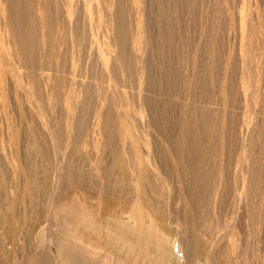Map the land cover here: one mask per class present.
Returning a JSON list of instances; mask_svg holds the SVG:
<instances>
[{
    "label": "bare ground",
    "instance_id": "1",
    "mask_svg": "<svg viewBox=\"0 0 264 264\" xmlns=\"http://www.w3.org/2000/svg\"><path fill=\"white\" fill-rule=\"evenodd\" d=\"M57 1L58 0H56V2ZM63 1H65V3H63V4H65V6H66L65 9H66L67 15L66 14L65 15L67 16L66 19L68 18L67 23L69 22V26L68 25L64 26V29H66L64 33H66V34L69 33L68 35H70V34L72 35V36L70 35L72 37V41L70 40L72 42V44H71L72 47L70 49H68V50L72 51V54H70L71 52H69V55H67V53H66V56H65V58L68 57L67 61L69 60V64H70L69 66L71 69L70 73L72 72L73 78L70 76L72 78L70 81H66V78H64L66 76L64 74L65 71H63L64 69H61L63 64H61V68L59 65L60 62L64 61V60L60 61V57L62 58L61 54L63 53V52H61V45L58 43L59 41L58 42L56 41V38H55L56 35L51 34V29L54 28L53 21L55 20V19H53V17L56 16V18H59L57 15H54L55 13L53 14V12H52V9H53L52 8L53 5L51 6L52 0H24V4H22V5H25L26 7H28V9H29L28 11H30L29 12L30 13L29 19L31 21L30 24L32 25V27L30 28V32L32 30L33 31H35V30L39 31V33H35L36 34L35 36H38L37 34H39L40 38L41 37L43 39L47 38L50 40V43H51V45H50L51 48H49L50 52L49 53H43L42 47H45V45L42 46V45H40L41 43L38 42L39 49H40L39 51H37L38 55L35 52V50L33 49V45H31L29 42H28L29 44L21 42L22 38H20L21 36L19 37L18 32L15 30V27L13 26L14 16L18 14L20 9H22L21 2L19 0H0V94L5 96L6 93L8 92L7 89L8 88L11 89L13 87V93L15 95H17L16 98L18 96L21 99L25 97L26 104H23V102H24L23 99H22V104L25 106L27 105L28 109L32 110L33 109L32 104H34V103L32 102L31 98L30 99L28 98V96L29 95L32 96L33 94L35 95V93L32 92V95H31V93L28 94L27 91H26L27 93H24V91H22V88L24 90L23 85H25L24 84L25 82L27 84L29 82L34 83V81H35L34 67L36 65L38 66V64L42 65V63H43V65H45V66L47 65V67H50V64L49 65L44 64V62L48 61V60H46L48 55H50V54L54 55L55 60L53 63H55V64H54V66L53 65L52 66H53V68H55V73H53L54 71L52 72V70H53L52 69L51 70V72L53 73L52 76H48L49 74L51 75V73L46 74L45 76L44 75L40 76L38 78L39 79L38 82L40 83V85H43L45 87L43 90L46 91V95H45L47 97L46 101L49 104H50V102L51 103L53 102L51 100L55 97H57L56 98L57 99L56 104L59 102L58 98H61L60 100L62 102L61 101L60 102L64 103L63 106L65 108V110H64L65 111V114H64V116H65V127L63 130H65V128H66V130H65L66 132H64L65 134L63 133L64 136L62 134V138H61V132L58 129L59 126H58V123H56V121L52 120V121H50V123L44 124L43 122H41V120H43V119H41L38 116L39 113L37 115H35V116H38L40 118L39 121L42 123V128L45 129V131H44L45 135H43V133H42V136L39 134L40 137L47 136V138H48L47 140H49L50 145L52 146V149L54 148V150H55L54 153L56 156V160H54L55 161L54 171L52 170L53 181L50 184L51 185V187L49 188L50 192L48 190V194H49L48 196L49 197L48 196L47 197L49 199L47 201V206H46L45 212H47V215L49 217L51 215L53 217H55V213H57V214H59V217H58L59 219H61L62 217H64V220H65V218L67 219L66 224H68V223L74 224L75 226L78 227L76 229H79V228L85 229V231L87 232L89 239H90L89 244L91 246L89 245V247H87V246L84 247V245H82V242L84 241V240H82L83 238L81 237L82 238L81 243L77 242L75 239L76 236H74L72 234V231L70 229L67 230V234H65V232L61 233L63 231L59 230V226L61 228H66V229L69 228V227H67V225L64 224L65 222L62 223V225H64V226L59 224L60 222L58 224H54L52 228H54L56 235L49 236L50 242H49V244L46 245L48 247L47 251L45 250L47 253H49L48 250L50 249L52 251L51 253H53L52 255L54 256V261L49 260V258L51 256L49 258L47 257L49 262L53 261L54 264H252L253 258H251V261H249L250 258L248 256L249 260H247L246 256H244L238 250V247L235 243L236 242L235 238L237 237V235L240 232L239 228H237L236 226L233 227L232 232H230V236L227 239L228 242L227 243L224 242L225 243L224 244L223 241L221 239H219L220 236L218 237V235H217L219 232L218 224H216L215 226L213 225V221L214 220L217 221L216 212H217V214H219L218 212L221 211L220 210L221 208L219 209L218 207L219 206L221 207L223 201L225 200V197H227L228 193H229V192L227 193L228 187H227L226 183H228V182H226V181H227L228 176H230L232 174V172H230V175H228L229 169L231 170L232 167L229 166V164L231 162L229 163L227 161V164H226L225 158H226L227 152H230L227 150H230L229 149L231 146L230 144L233 145V142L231 141V137H230L231 135L225 138V135L221 136L219 133V136L217 138L220 139L221 137H223L221 139H223L224 142L219 144V146L217 147L218 148L217 151H215V152L213 151L212 156L214 157V154L216 155V157H214L215 161L212 159L213 157H211L212 153L209 155L210 151L206 147L207 145L205 147L207 148L208 151L206 152V150H204V138L206 136L207 129H208V127H206L208 125L207 121L209 120V118L212 115L211 114L209 115L208 112H207V114L209 116L206 115V113L204 114V111L206 112V110L203 111V109H202V106H204V102L206 100H204V98L202 97L204 94V91H203V87L201 84H203L202 81H204V77L202 79L201 76L205 75V72L203 75L200 74V71H202V70H200L198 72L197 71V69H198L197 65L199 62H200L199 63L200 65L202 62H204V64H202L203 67L205 65V68H203L204 69L203 71H206L208 73L206 76L207 77L206 79L208 80V78L210 79L212 77V74H214L213 68H215V69L218 68V67H214L216 65V63L218 64V62H216L217 59L223 57V55H224L223 53L225 52V49L227 50V48L224 45L225 43H224V39H223L224 37L223 36L225 34L224 32L226 31L225 27H227L226 22L228 21L227 23L230 24V28H232L233 33H234V40L236 42L234 44L237 45V41H239V39L241 41V39H242V41L240 42V44H242V46H240V47L236 46L237 48L235 47V45L232 48L230 46V48H228V51H229V49H231V56L230 57L224 56L226 58L223 57V59L221 60L222 61V65L220 64L222 66L221 67L222 69L220 68L221 71L224 68L223 74H222L223 79H221L222 80L221 85H219V87H217V88H219V92L217 91L219 94L217 93V95H220V99H222L223 101H224V99L226 100V97L228 98V96L230 98V94L232 96L233 95L236 96V98L238 100H240L239 104H243L245 101H247V98L249 97L251 92L248 95L246 89L244 88L245 84H241L240 80L236 79V81L234 80L235 82L232 80V82H233L232 83L231 82L232 77H230V76L235 75V77H237L235 74L236 70L234 71L232 69V67L234 66L233 61L237 60V64L240 67L241 65H244V61H246L244 58L246 56H248V55L254 56V54L251 53V51H250L251 54H248L249 51L247 52V50H249L250 47L253 46V44H256L255 42H253L252 45H248L249 43H251L248 39L250 37H248V36L251 35V33L254 31L253 30L251 32V30H250L251 29V27H250L251 22L249 24V21L251 20L250 16L252 14L255 16V14H256L255 11L257 12L258 11L257 9H259V7H258L259 5L257 6V8H255L256 7L255 4H258V2L253 3L256 0H243L244 5H246V8L240 7L241 8V11H240V10H238L239 6H237L238 3H236V0H232L234 2V5L232 2V5H233L232 9L225 8L228 3H227V1L224 0V3L226 2L225 3L226 6L225 7L223 6V7L226 9V11L222 10L224 8H222L220 11L218 9H216L220 13V15L218 14V16H217L216 10L214 9L215 10L214 15H216L215 16L216 18L212 20V21H214L213 25H212V22H211V24H209V26L210 25L212 26V28L210 27L211 32L209 31L211 34L208 32L210 34V37L208 38L209 40L207 39L208 41H206V42L204 41L205 43H203V44H205V45L202 44L203 48H199V46H201V44H200L201 40L198 42L196 38H200L201 33L203 36L205 34L207 36L208 33H207V30L205 32L204 25L200 26L203 30L199 27V29L202 30V32H200V34L198 33L199 35L195 33L196 31L194 32V34L198 35L199 37L195 36L196 37L195 38V37H192V36L190 37L189 35H187L192 39L195 38V40H194L195 44L198 42L200 45L197 44V46H195V48L196 47L197 48H196V51L194 53H193L194 50L192 51V53H193L192 57L190 54V57L193 60V66L192 67H194V69L192 68L193 72L192 73L190 72L191 75L189 74L191 76V78H189V81H188L189 83L187 85L186 84L183 85L184 82H183V84H180V86L183 85L185 87V90L187 89V92H188V93L187 92L185 93L183 91L184 94H186V95H185V97L182 95L184 97V98H182L181 96H179V92L178 93L176 92L177 91L176 88L178 86L177 85L178 83L175 84L173 82L177 86L175 87V85H173V87H172L173 92L172 91L170 92V91H168L169 88L171 90V87H168L169 85L166 87V88H168L167 90H165L166 88L162 86V85L167 83L168 77H166L167 81L164 84L163 83L161 84V82L159 83V81H161V80L158 79L159 81H157V79H156V76L158 75L157 72H159V69H160L159 75H161V73H162L161 71L164 72L166 70L165 69L166 67L163 68L162 66L164 65L163 60L165 57V52L167 51V49H166V43L168 41L167 39H169L170 43L173 42V40L171 41V38L169 37L171 35L170 32L173 33L174 28H177V29H179V27L181 28V26L177 25V24H179L178 23V20H179L178 17L179 16L175 15V13L180 12V11H178V12H176V11L179 8L178 7L179 4H181L179 2H181L182 0H166V1L165 0H142V1L141 0H136V1L135 0H102V2H100L101 5L98 4L97 7L95 6L96 2L91 0L92 4H93V2L95 3V4H93L94 6H92V7H96V10L92 11V12H90L91 9H89L90 8L89 5L87 7H84L82 5L84 7V9L89 7L87 12L90 10L89 11L90 14L89 13H87V14H89V17H90L91 26H90V32L89 33L87 32V33L89 34L88 38H90V40L88 39L90 41L89 45L92 46V48H93V46L96 47V51H95L96 56L94 57V60L97 61L96 63H100L101 69H104V70H102L104 74L102 75V73H101L100 75L102 77L99 78L98 80H96V82H87L86 81L87 83H85V84H84L85 80H84L83 84H79L82 80L80 79V82H79V79L77 81L75 78V76L78 74L76 65L78 64L79 61L77 59L80 60L81 58H83V51H82V48L80 45L82 40L79 37V30L80 29L79 30L77 29L78 28L77 24L79 23L78 22L79 19L77 21L74 20V15L77 14V12H75L76 11L75 7L73 6L74 1L73 2H72V0H63ZM80 1L85 2L84 5H86L85 0H80ZM99 1H101V0H99ZM137 1H140V2H137ZM183 1H185V0H183ZM189 1L190 2L188 4L186 3V1L184 2L187 5V8L186 7L185 8L188 11V14H189V12L192 14L191 10H193L196 7V5H195V7L192 8V5L194 6V3L196 4L197 0H189ZM201 1H203V0H201ZM82 2H80V3H82ZM164 2H167L166 5H168V7L165 5ZM219 2H222V0H219ZM260 2L262 4L264 2V0H263V2H262V0ZM116 3L119 5V7H117V6L115 7ZM213 3L211 5H214L216 2L214 4ZM241 3H242V1H241ZM198 4H200V3H198ZM216 4H218V3H216ZM216 4L214 6L217 7ZM90 5H91V3H90ZM164 5L167 7V8L166 7H164V8H166L168 10L165 9L166 11H163L162 6H164ZM182 5H180V6H182ZM190 5H191V7H190ZM220 5H223V4H220ZM263 5H264V3H263ZM55 6H56V4H55ZM79 6H80V4H79ZM183 6H185V5H183ZM102 7H104L105 10H101ZM182 7L179 9L181 10ZM197 7H198V5H197ZM253 7H254V9H253ZM213 8H212V10H213ZM230 8H231V6H230ZM260 8L264 9V7L262 5ZM206 9L208 10L209 8L207 7ZM24 11H26V10H24ZM84 11H86V9ZM194 11L195 10H193V12ZM261 11H263V10H260L258 12H261ZM56 12H58V11L56 10ZM205 12H207V11H205ZM258 12H257V14H258ZM196 14L198 15V13H196ZM196 14H194V13H193V15L189 14V17L190 16L195 17L194 15H196ZM211 14L213 15L212 12H211ZM102 15L106 16L107 17L106 21H108L107 30H106L107 26L105 24L104 25L106 27L102 28V29L106 30L105 39H104V37H101V38H103V40L107 41V46L105 47V49L102 48L101 44L99 43L100 39L98 36L100 35V31L97 29V27L95 28V26H97L95 24V22L98 19H100L102 17ZM142 15H143L144 19L141 17L142 18L141 23L143 25H145V28H147L144 31L145 32L147 31V36H148V37H146V35H145L144 38H143V35L141 36V33H140L143 31L142 30L143 26L141 29L139 28L140 30H142L140 32H139V30H137L136 26H134V22H135V24L138 23L134 19L137 18L140 20L139 16H142ZM204 15H205V13H204ZM259 15H260V13L258 14L257 18L259 17ZM261 15H264V14H261ZM23 16H25V15H23ZM160 16L162 17V19L164 17H167V21L165 20L167 22V27H164L166 25L165 22H164L165 25H164V23H163L164 26L162 25L163 20L161 19ZM176 16H178V17H176ZM184 16H185V14H184ZM208 16L210 17V15H208ZM254 16H252V17H254ZM26 17H27V15H26ZM187 17H185V18L187 19ZM212 17H214V16H212ZM172 18H173V20H171ZM204 18H206V17H204ZM223 18H224V20H223L224 22L222 21ZM63 19H64V17H63ZM189 19H191V18H189ZM210 19H212V18H210ZM253 19H252V21H253ZM261 19H264L263 16H261ZM169 20H171V21L169 22ZM255 20L256 19H254V21ZM74 21H75V24H72V22H74ZM199 21H201V20H199ZM254 21H253V23H254ZM256 21L258 22V19ZM22 22H24V21H22ZM26 22H27V20H26ZM57 22H59V21H57ZM103 22H104V20H103ZM184 22H186V21H184ZM260 22L261 21H259L258 23H260ZM101 23H102V21H101ZM189 23L190 22H188V26H186V25L184 26V27H186V30L188 29V31L190 30V27H191L189 25ZM224 23H225V25H224ZM261 23L260 24L263 25V21ZM51 24L53 27L51 26ZM56 24H58V23H56ZM106 24H107V22H106ZM31 25H29V26H31ZM205 25H208V24H205ZM20 26H22V25H20ZM138 26H139V24H138ZM255 26H257V24H255ZM56 27H57V25L55 26V28ZM140 27H141V24H140ZM260 27L263 28L264 26H258L257 29H259ZM59 28H60V26H59ZM193 28H194V26H193ZM207 28H209V27L207 26ZM252 28H253V26H252ZM262 28H260V29H262ZM21 29L22 28H20V30ZM62 29L61 30L59 29V31L60 32L63 31ZM124 30H126V31H124ZM194 30H196V29H194ZM201 30H197V31L199 32ZM232 30H231V32H232ZM255 30H256V28H255ZM84 31H86V30L84 29ZM145 32H144V34H145ZM254 32H257V34H259L260 31H254ZM263 32L264 31H262L259 35H261ZM22 33H23V31H22ZM98 33H99V35L97 36ZM167 33L169 34V36ZM58 34H59V32H58ZM194 34H193V36H194ZM257 34H255V36ZM51 35H52V37H51ZM190 35H191V33H190ZM259 35H258V37H259ZM101 36H102V34H101ZM187 36H184V37L187 38ZM262 36H263V34H262ZM68 38H69V36H68ZM245 38L248 40H245V42H244ZM257 38L255 39L256 41L260 37L258 39ZM58 39H59V36H58ZM176 39H178V38H176ZM192 39H190L191 41H189V39H188L189 43H191V44L194 43V42H192L193 41ZM203 39H205V38H203ZM179 40H181V39H178V41ZM261 40H262V38H260L259 41H261ZM263 40H264V38H263ZM101 41H102V39H101ZM145 41H146V43H145ZM188 41L186 40L184 42L186 43ZM246 41L249 43H246ZM251 41H252V39H251ZM40 42H42V41H40ZM174 42H175V40H174ZM42 43L44 44V42H42ZM46 44H47V42H46ZM63 44L65 45V43H63ZM69 45H68V47H69ZM182 45H181V47L183 49V47L184 46L186 47L187 44L184 46H182ZM188 45H190V44H188ZM103 46H105V44ZM167 46H168V44H167ZM259 46H261V45H259ZM37 47H38V45H37ZM46 47H47V45H46ZM85 47H88V45ZM34 48H35V46H34ZM193 48H194V45H193ZM251 48H253V47H251ZM256 48L259 49L258 46ZM45 49H44V51H46ZM65 49H67V47ZM165 49H166V51H165ZM182 49H180V51ZM200 49H202V52L200 51ZM254 49H253V51L255 52ZM258 49H257V54L264 51V45H263L260 52L258 51ZM41 50H42V52H41ZM73 51H74V53H73ZM46 52H48V51H46ZM188 52L190 53L191 50L187 51V53ZM185 53H186V51H185ZM221 53L223 55L219 57V55ZM225 53L227 54V51ZM44 54H47V55H44ZM64 55H65V52L63 53V57H64ZM169 55H170V53H168V56ZM183 55H184V53H183ZM183 55H182V57H185V55L184 56ZM261 55H262V53H261ZM261 55H258V57L256 56L257 59L259 58V56L261 57ZM180 56H181V54H180ZM180 56H176V57H180ZM49 57H51V56H49ZM84 57H86V56H84ZM88 57H90V56H88ZM190 57L188 56V58H190ZM200 57H203L202 58L203 60H201L202 62L200 61V59H201ZM48 59L50 61V58H48ZM62 59H64V58H62ZM85 59L87 62H89V58H85ZM180 59L181 58H178V60H180ZM262 59H263V56H262ZM51 60H52V58H51ZM165 60H166V57H165ZM252 60H253V58H252ZM259 60H261V58ZM76 61H78V62L76 63ZM187 61L189 62V60H187ZM258 61H256V62H258ZM181 62H183V61H181ZM252 62L254 63L255 60ZM66 63H65V65H66ZM166 63H165V65H166ZM179 63L180 62H178V64ZM247 63H245V65L246 64L247 65L252 64L251 62H248V61H247ZM167 64H169V61ZM98 65L99 64H97L95 67H97ZM220 65H218V66L220 67ZM45 66H43V68ZM66 66H64V68ZM238 66H236V68L239 69ZM255 66L258 69V66L257 65H255ZM188 67H189V65H188ZM244 67L246 68V66H244ZM252 68H254V66ZM41 69L42 68H40V70ZM95 69H96L97 73H100V68H98V70H97V68H95ZM169 69H171V68H169ZM231 69L234 72L231 71ZM247 69H245V70L248 71ZM259 69H260V66H259ZM46 70H48V72H50V70L46 68L43 72L41 71L42 74ZM167 70H168V68H167ZM179 70H181V69L179 68ZM245 70H243L242 73H244V75H246V77L248 78L247 75H249L250 72H248L249 74H245L246 73V72H244ZM171 71H172V69H171ZM259 71H261V70H258V72ZM41 72L39 71V73H41ZM48 72H46V73H48ZM166 72H168V71H165V73ZM179 72L181 74V71H179ZM231 72H233V74ZM61 73L64 74V76L61 75ZM132 73H134V75H135V77H133L134 82L132 84L133 80L132 81L129 80L130 83L132 84L131 85L128 83V80H127L128 86H126L125 80L127 78H130ZM216 73H218V72H216ZM230 73L232 75H230ZM238 73H239V71H238ZM238 73H237V75H238ZM251 73L253 74V72H251ZM42 74H40V75H42ZM254 74H255V71H254ZM261 74H262V72H261ZM95 75H96V73H95ZM95 75H93L94 77H91L90 79L93 78V80H94ZM159 75H158V77H159ZM162 75H165V74L163 73ZM258 75H260V74H258ZM258 75H257V78H258ZM255 76H256V74H255ZM263 76H262V78H263ZM240 77L242 79L243 76H239V78ZM113 78H115V80L119 79L124 87H130L129 85H131L132 89H130V90H132V94L130 95L128 93L129 92L128 90H127L128 92H125L122 89L123 86L122 87L119 86L122 89V92H121L119 90L120 88L117 87L119 84L117 85V83L115 82L116 83V85H115ZM166 78H164V79H166ZM170 78H169V80H170ZM254 78L252 79L249 77V79L253 80V83H254V84H252L253 86H255L254 81L256 80V79L254 80ZM96 79H97V76H96ZM155 79L158 83L155 82ZM206 79H205V81H207ZM211 79H210L209 85H211V82H212ZM243 79H245V78H243ZM257 80H259V79H257ZM154 82L156 83L155 87H154ZM162 82H164V81L162 80ZM185 83H187V82L185 81ZM206 83L208 85V82H206ZM158 84L159 85L161 84L162 87L160 86L158 89H156L157 88L156 85H158ZM212 84H213V82H212ZM257 84L258 83H256V85ZM260 84H263V83H259L258 85H260ZM248 85H250V82ZM183 86H182V88H183ZM86 87H88L89 90L93 91V94H90L91 100L94 97V100H92L93 104H92V106H88V109H90V110H87V112H85L83 110L85 107L87 108V105H90L88 100H86L87 97H85L86 95H88V94H86V92H88V91H86V89H87ZM116 87L119 88L118 89L119 91L115 90ZM212 87H213V85H212ZM212 87H211L210 91H212V89H214ZM215 87H216V85H215ZM162 88H164V89H162ZM209 88L207 89L208 91H205V93L208 96L207 100H209L210 97L213 96L211 94L212 92L211 93L209 92ZM261 88H262V85H261ZM127 89H129V88H127ZM256 89H259L258 91L260 92V88H256ZM256 89H254V90H256ZM262 90H261V94L264 91V90L263 91ZM39 91L41 92V90H39ZM178 91H179V89H178ZM248 91H250V90L248 89ZM10 92L12 93V91H10ZM213 93H214V91H213ZM25 94H27V96ZM214 94L216 95V91ZM259 94H257V96ZM2 95H0V96H2ZM92 95H94V96L92 97ZM116 95L118 98V100L116 99L117 101L114 99ZM4 96H2V98ZM263 96L264 95H262V97ZM262 97H261V99H262ZM5 98H7V97H5ZM132 98H134V101ZM233 98H235V97H233ZM178 99L181 101H179ZM254 99H256V98L254 97ZM257 99H258V105H259L260 104L259 100H261V99H260V97ZM4 100L6 102V99H4ZM4 100L1 99V102H3ZM19 100H18V103H19ZM238 100H237V103H238ZM263 100H264V98H263ZM86 101L88 103H86ZM89 101H90V99H89ZM209 102H211V101H209ZM178 103L181 105V106L179 105L180 106L179 110H177V105H176ZM201 103H203V104H201ZM248 103H249V100H248ZM248 103H245V104L248 105ZM262 103H264V101ZM3 104H4L3 108L7 107V105L5 106V103H3ZM49 104H48V107H49ZM56 104H55V106H57ZM220 104H221V102H220ZM251 104L252 103L250 102L249 110L251 109ZM0 105H2V104H0ZM206 105L208 106V104H206ZM261 105L263 107V104H260V106ZM207 106L204 108H206V109L208 108V110H210V106L209 107H207ZM21 107H24V106L21 105ZM21 107H20V109H24V110H26L25 108H27V107H25V108H21ZM262 107H259V108H262ZM41 108H43V107H41ZM45 108L46 107H44L43 109H45ZM86 108H85V110H86ZM245 108H247V106ZM18 109H19V107H18ZM38 109L40 110V108H38ZM253 109H251V112H253L252 111ZM15 110H16V108H15ZM33 110H35V109H33ZM254 110L256 111V108ZM258 110H260V109H258ZM7 111H8L7 108H5L6 114L3 111H0V113H2V112L4 113V115L2 113L3 117L0 115L1 116L0 121L2 123L1 124L2 126H0V128H1L0 129V146L1 147L5 146V143H4V140H5L4 135L5 134H7V136H8L7 140L10 143V145H11V143L13 144V142H19V141H17V138H18L17 137V135H18L17 130L19 131V129L16 130L17 125H16V123H14L9 112L7 114ZM83 111H84V113H86V115L88 114V111H89L88 115L90 118V122L88 123V125H87V123L85 124L84 122H82V119H84L83 116L81 115L82 118L80 117V114ZM34 112H37V111H33V113ZM226 112H227V114H228V112H230V114L233 112L231 115L233 117H231V119L235 118V115H234L235 112L234 111L231 112V111L227 110ZM251 112L249 111V113H251ZM263 112H264V109H263ZM29 113H31V112H29ZM42 113H40V114H42ZM227 114L225 115V113H224L225 118L228 117ZM258 114L256 113V118H257ZM262 114H264V113H262ZM171 115H173V116H171ZM176 115H179V118L181 116L182 121L180 120L179 124L175 125L177 127V131L175 130L176 131V136H175L176 138H175V142L173 140L174 144H172L167 140V138H169V136L167 134V131L169 132V128L167 127V124H169V123H167V122L173 121L175 124L176 121H174L173 119L170 121V119H171V117H173L175 119L177 117ZM244 115H246V112ZM250 115H249V117H250ZM21 116H20V118H21ZM168 116H171L170 119H167ZM213 117L216 118L217 115L215 114V116L213 115ZM213 117H211V118L213 119ZM219 117H218V119H219ZM242 117L243 116H241V118ZM251 117H253V116H251ZM260 117L261 116H258V119ZM212 119H210V120L213 122ZM233 119L231 121H233ZM258 119H256V121H259ZM261 119H262V117H261ZM228 120H230V119H228ZM245 120H247V119H245ZM245 120H244V122L241 121V119L239 121H236V122H238V133L237 134H238V139H239V140H237V142L239 141V144H237L239 146L236 145V147L239 148L238 149L239 152L241 149L243 151V149L247 148L248 146L251 148V145H249V144H252V142L250 143V141L252 138L253 129H251L252 126L247 127L248 124L246 126ZM217 121L219 122V120H216V122ZM251 121L253 122V118ZM47 122H45V123H47ZM173 122H171V123H173ZM260 122H258V123H260ZM222 123L224 124L227 122H224V120L222 119ZM222 123H219V124L222 125ZM233 123H235V122H233ZM258 123L256 122V124H257L256 127L259 126ZM262 123H264V122L262 121L260 123V125H263ZM26 126H28V125H26ZM211 126H213V125H211ZM224 126L225 125H223L222 127H224ZM28 127L30 128V126H28ZM214 127H215V125H214ZM214 127H213V129H215ZM84 128H86V129H84ZM171 128L172 127H170V129ZM227 128H228V124H227ZM258 128H260V127H258ZM262 128L264 129V126ZM82 129H84V131ZM208 130L211 131L212 129L209 128ZM256 130L258 131V129H255V131ZM39 131H40V129H39ZM39 131H38V133H39ZM220 131H222V130H220ZM4 132H5V134H3ZM32 132H34L36 134V131L32 130ZM83 132L85 133V135L87 134V136H85V139H83L82 138L83 136H81V135H84ZM34 133L32 134L33 135L32 139H34V137H35ZM210 133L211 134H209V136H207V139H211L212 132H210ZM223 133H225V132L223 131ZM30 135L31 134H29V136ZM39 135L38 136L36 135V136L39 137ZM173 136H174V134H173ZM263 136H264V134H263ZM263 136H262V134H260L259 142H258L259 144L256 145V146H258V152L260 154L259 156L262 157V158H260L261 160L263 159V156H264V143H263L264 137ZM25 137H26V135H25ZM114 137H116L118 143L120 144V147L119 146L117 147V145L115 144L116 142H113L114 140L112 138H114ZM171 137H172V135H171ZM30 138L31 137H29L28 139H30ZM81 138H82V140H80ZM28 139L24 142L22 141L23 142L22 144H21V142H19L21 145L18 144L15 146H20V147L21 146H24V147L28 146L29 147V144L31 142L34 143L33 145L39 143V142L36 143V141H31ZM35 139H37V138H35ZM45 139L46 138L44 137L45 143H49ZM172 139L173 138H171V140ZM221 139H220V141H221ZM20 141H21V139H20ZM91 141L93 142L92 145H94V146L90 145ZM208 141L210 143H212L211 140H208ZM217 143H219V142H217ZM78 144L80 145L81 149L82 148L85 149V147H86V150L88 149L87 147L89 145L94 147V148L89 147V149H88L89 151L87 152V154L89 155V158L91 159V155L94 152L91 153V155L89 152H91L90 149H94L95 155L92 157L94 159V162H96V165H95L96 167H94V166H92V167H94V169L100 168V170H102L101 167L104 166L103 161L105 160L104 158L106 157L105 153L107 151L111 152L110 150H115L112 148L113 145L114 146L116 145L115 147L119 148V151L117 152V154H115L116 157L113 156V157H115V161H116L115 163L116 164L113 163L114 162L113 160H110L113 162L109 163L111 165H113V164L117 165L115 168L118 167L117 171H115L118 173V177L120 179V190H119L120 193H119V195H117V196H119V200H115L117 202L113 203L112 201L108 200L107 197H105L106 198V200H105L104 197L102 196L103 192H102V194H98L97 196L95 195V197L91 196L92 198L98 197L99 200L97 199L98 201H96L97 203H95V204H94L95 201H92V203L87 202V199H88L87 197L89 196V194L88 195L81 194V196H79L78 198L75 196V194L69 193V197L65 196L66 193H64V196L61 194L60 191L62 189V186H64V184L67 183L66 180L64 181L65 183L63 182L62 176L64 174H66V168L69 165V163L72 162L73 148L75 146H76L75 149H77V147L79 148ZM256 144H257V141H256ZM38 145L41 148L42 145L41 144H38ZM208 146H209V148L212 149V147H211L212 145L208 144ZM11 147H13V146H11ZM33 147L35 148V146H33ZM174 147H176V149ZM249 147L247 150H249ZM252 147H253V149H250V151H248V152H252L253 155H256V154H254L255 153L254 151H251V150H254L255 145H253ZM50 148H48V149L50 150ZM26 149H24V150H26ZM30 149H31V147H29V150ZM21 150H23V148ZM33 150H35V149H33ZM40 150H42V149H40ZM231 150H233L232 147H231ZM234 150H236V148H234ZM238 150H236V151L238 152ZM0 151H1V149H0ZM42 151H41V154L44 155L42 153ZM1 152L5 156H3V154H0V156L2 155L1 157H3L6 160H9L7 157V155L9 153H6V151H3V150ZM27 152H26V154H27ZM81 152H83V151H81ZM112 152L114 154V151H112ZM30 153H31V151H30ZM35 153H37V151ZM230 153H232V152H230ZM110 154H112V153H110ZM241 154H243V152ZM249 154H247V155L249 156ZM23 155H25V154H23ZM37 155L39 157L40 154H37ZM46 155H48V154H46ZM77 155H78V153H77ZM20 156H22V155H20ZM50 156H53V155H50ZM209 156L211 158H208ZM25 157H26V155H25ZM44 157L45 156H42V160ZM111 158H112V156H111ZM239 158H241V156ZM249 158L245 157V159H247V161H245V162H247L250 165V163L252 161L251 160L248 161ZM252 158H254V157L252 156L251 159ZM77 159H78V157H77ZM211 159H212V161H214L215 170H211V169L209 170V166H210L209 161H211ZM0 160H2V159H0ZM22 160H24V159H22ZM22 160H21V162H22ZM226 160H229V159H226ZM261 160L258 163L261 164V162H262ZM86 161H87V159H86ZM240 161L241 160H239L238 162H240ZM254 161L255 160H253V163H252L253 165L256 164ZM0 162L2 165L3 164L2 161H0ZM12 162L13 161H11L10 163H12ZM53 162H52V164H54ZM89 162H92V160H89L88 163ZM19 163H20V161H19ZM45 163H46V161H45ZM45 163H43V164H45ZM101 163H102V166H101ZM224 163L226 165H228V170H227L228 173L226 172L227 174H225L226 169L223 168V167H225ZM242 163H244V162H242ZM40 164H41V159H40ZM90 165H91V163H90ZM90 165H89V167H90ZM212 165H213V163H212ZM9 166H11V164ZM245 166H246L245 168H249V167H247L246 164H245ZM250 166H252V165H250ZM259 166H261V168L263 167L262 165H259ZM259 166H255V167H257L258 170H262L261 168L259 169ZM14 167L11 166L12 170H15V169H13ZM17 167L19 168L18 165H17ZM45 167H43V171H45V169H44ZM113 167H112V170H113ZM68 168H69V166H68ZM102 168H104V167H102ZM106 168H107V166H106ZM250 168L252 170H257L256 168L255 169L252 167H250ZM1 169H2V167H1ZM21 170H23V169H21ZM109 170H111V168ZM112 170H111V172H113ZM15 171H14V173H17L19 170L16 172ZM95 171H92V174H94ZM208 171L211 174L208 173ZM263 171H264V169H263ZM19 172H21V171H19ZM99 172L100 171L98 169L97 173H99ZM102 172H101V174H102ZM10 173L11 172H9V174ZM67 173H70V172L68 171ZM105 173H106V171H105ZM117 173H116V176H117ZM101 174H99V176H98L95 173L94 175L100 177V176H102ZM113 174H115V173L113 172ZM239 174H238V176L241 175V174L240 175ZM245 174H246V172H245ZM257 174L258 173H256V176H257ZM4 175H1V176H4ZM13 175H14V178H13L14 179V182H13L14 188L16 189L19 186L20 181H22L21 180V174L19 173V174H13ZM44 176H45V173H44ZM72 176H73V170H72ZM249 176L253 177L254 175L253 176L249 175ZM98 177H97V179H101ZM103 177H105V176H102V178ZM118 177H117V179H118ZM4 178H6V177H4ZM67 178H68V176H67ZM242 178H245V176L242 177V175H241L240 179L242 180ZM261 178H263V181H264V177H260L258 179L261 180ZM37 179H36V181H37ZM253 179H255V178L253 177ZM23 180H25V179H23ZM70 180H72V179H70ZM80 180H82V179H80ZM103 180H104V178H103ZM241 180H239V181H241ZM4 181L5 180H3V182ZM36 181H35V183H36ZM90 181H91V179H90ZM99 181H98V183H99ZM256 181H258V180H256ZM40 182L41 181H39V184H40ZM68 182H71V181H68ZM118 182H119V180H118ZM230 182H232V181H230ZM253 182H254V180H253ZM259 183H261V181ZM69 184H72V183H69ZM101 184H102V182L100 183V185ZM230 184H232V183H230ZM247 184H248V182H247ZM248 185L250 186V183ZM3 186H8V185L6 184ZM107 186L105 188H107ZM243 186H244V184L242 185V187ZM245 186H246L245 190L247 191V189H246L247 185H245ZM0 187H2L1 184H0ZM24 187H25V190L27 191V189H28V188H26L27 186H24ZM67 187H64L65 190L68 189ZM101 188H102V186H101ZM101 188H98V189L102 190ZM103 188H104V186H103ZM234 188H232V189L230 188L232 190L231 193L233 194V198L240 205H243V207H244L243 210L245 209L244 211L249 213V211H248V205L249 204L248 205H246L247 203L244 204V200L246 197L242 200L241 197H239L242 195V193L239 192V194L241 193V195H238V190L236 188L235 189ZM39 189H41V188L39 187ZM62 190H64V189H62ZM69 190H68V192H69ZM252 190L254 191V189H252ZM263 190H264V188L261 190L264 193ZM30 191H28V192L30 193ZM96 191H98V190H96ZM107 191H108V188H107ZM107 191L104 189V192H106L108 194L109 191L108 192ZM261 191L260 190L258 191L259 194L261 193ZM31 192L33 194V191H31ZM99 192L100 191H98V193ZM113 192L115 193V191H113V190H112V193L111 192H109V193L113 194ZM38 194H39V192H38ZM43 194H45V193H43ZM59 194H61L62 196H60ZM246 194H248V192ZM252 194L255 195L254 193H252ZM34 195H36V194H34ZM31 196H33V195H31ZM37 196H41V194L37 195ZM163 196L166 197V200H165L166 203H164L162 200ZM44 197H46V196H44ZM247 197H249V196L247 195ZM256 197H253V199L254 198L256 199ZM39 198H41V197H39ZM109 198H113V196L111 197V195H110ZM114 198H115V196H114ZM117 198H115V199H117ZM249 198L251 199V196ZM249 198H248V200H249ZM34 199H35V196H34ZM193 199H194V201H193ZM90 200L91 199H89L88 201H90ZM248 200H246V201H248ZM250 202H253V201H250ZM254 203H251V204L254 205ZM0 204H1V201H0ZM257 204L258 203L256 202L255 206ZM37 205H38V203H37ZM253 205H251V206H253ZM21 206H19V207H21ZM224 206H226V205H224ZM25 207L26 206H24L23 208L25 209ZM96 208H98L99 210H101L100 208L104 209V212H103L104 214H100V212L98 210H96ZM217 208L219 209V211H216V210H218ZM32 209H33V207H32ZM153 209H154V212L152 211ZM32 211L33 210H31V212ZM106 211H108V212H106ZM26 214L24 213L23 217H25ZM32 214H33V212H32ZM61 215H62V217L60 218ZM245 215H246V213H245ZM32 216H31L30 221L32 220ZM36 216H37V214H36ZM24 220H25V218H24ZM26 220H28V219H26ZM234 222H235V220H234ZM23 226H25V225H23ZM76 232H79V230ZM41 236H42L43 241L45 242V238H46L45 230L42 232ZM78 236L79 235H77V237ZM81 236H83V233ZM84 236H86V235L84 234ZM246 237H247V235H246ZM92 241H93V243H92ZM79 243H80L81 247H80ZM85 243H86V241H85ZM43 246H44V243H43ZM44 248H42V249L44 250ZM104 248H106V249H104ZM42 253H43V251H42ZM118 258H120V259L118 260ZM255 258H257V257H255ZM50 259H53V258H50ZM23 261H25V260H23ZM23 261H22V263H23ZM44 261H46V260H44ZM38 262H39V260H38ZM26 264H38V263H37V261L31 262V259H29L26 262ZM49 264H52V263H49Z\"/></svg>",
    "mask_w": 264,
    "mask_h": 264
},
{
    "label": "rangeland",
    "instance_id": "2",
    "mask_svg": "<svg viewBox=\"0 0 264 264\" xmlns=\"http://www.w3.org/2000/svg\"><path fill=\"white\" fill-rule=\"evenodd\" d=\"M20 2H21V5L22 4H24V0L22 1V0H19ZM59 1V2H58ZM57 2H56V0H52V4H51V6H52V12H53V14L54 15H57L59 18H56V16H54L53 17V19H55L54 21H53V23H54V28H55V26L57 25V29L55 28H52L51 29V34H55L56 36H55V38H56V41L61 45V52H65V55H64V57H63V53L61 54L62 55V58H64V59H62L61 57H60V61H62V60H64L63 62H60V68H61V64H63L62 65V68L61 69H64L63 71H65L64 72V74L66 75L64 78H66V81H70L73 77H72V72L70 73V64H69V60L67 61V58L68 57H66L65 58V56H66V53H67V55H69V52H71L70 54H72V51L71 50H68V49H70L71 47H72V35L70 36V35H68V34H66V33H64L65 32V30L66 29H64V26H69V22L67 23V21H68V18L66 19V15H67V13H66V6H65V4H63V3H65V1H63V0H58ZM63 1V2H62ZM74 1V2H73ZM86 1V5H84L85 4V2H82V1H80V0H72V2H73V6L75 7V12H77V14L76 15H74V20L75 21H77L78 19V30H79V37H80V39L82 40V42L80 43V45H81V48H82V51H83V58H81L80 60L79 59H77L78 61H76V63L78 62V66L76 65V68H77V75L75 76V78H76V80L78 81V79H79V82H80V79L82 80L79 84H83V82H84V80H85V82H84V84L85 83H87V82H96V80H98L99 78H101L102 76L100 75L101 73H102V75L104 74L103 73V71L102 70H104V69H101V67H100V63H96L97 61H95L94 60V57L96 56V47H94L93 46V48H92V46H90L89 44H90V38H88L89 37V32H90V26H91V20H90V17H89V14H90V12H92V11H95L96 10V7L98 6V4H100V2H102V0L101 1H99V0H93L94 2H96V7H92V6H94L93 4H95L94 2H93V4H92V1L90 0H85ZM136 1V0H135ZM142 1V0H141ZM166 1V0H165ZM186 1V3L188 4L190 1L189 0H185ZM185 1H181V2H179V3H181V4H179V8H181L183 5H185V6H183L182 7V9L180 10L179 8V10L177 9V11L176 12H178V11H180V12H178V13H175V15H178V16H176V17H178V23L179 24H177V25H179V26H181V28L179 27V29H177V28H172L173 29V33H171L170 32V34L172 35H170L169 36V34H168V36L171 38V41L173 40V42H171L170 43V41H169V39H167L168 41H167V43H166V49H167V51H166V49H165V57H166V60H165V57H164V60H163V68L164 67H166L165 69V71H168V72H166L165 73V71L163 72V71H161L162 73H161V75H159L160 74V69H159V72H157L158 73V75H159V77H158V75L156 76V79H157V81H159V80H161V81H159V83L161 82V84L163 83H166V81H167V78L166 77H168V81H167V85L166 84H164V85H162L163 87H167L168 85V87H171V90H170V88H169V90L168 91H172L173 92V90H172V87H173V85H175V84H177V85H175V87L177 86V93L179 92V96H181L182 98H184L185 97V95L186 94H184V92L186 93L187 92V89L185 90V87L183 86V85H187L189 82V78H191V74H190V72L192 73L193 72V69H194V67H192L193 66V60H192V56H193V53L196 51V48H195V46H197V44H199L198 42L201 40V42H200V44H201V46H199V48H203V45H205V44H203V43H205L206 41H208L209 39V37H210V32H211V28H212V26L210 25L209 26V24H211V22H212V25H213V22L214 21H212L213 19H215L216 17V15L218 16V14L220 15V13H219V11L222 9V8H224L225 6H226V2L224 3V0H222V2H219V0H203V1H201V0H197L196 2V4L194 3V6L192 5V8H194L195 7V5H196V7L193 9V10H195L194 12H193V10H191V12H192V14L189 12V14L190 15H193V13L194 14H196V13H198V15L196 16V15H194L195 17H193V16H190L189 17V14H188V11L186 10V8H187V5H186V3H184ZM201 1V2H200ZM210 1V2H209ZM225 1H227V6L225 7V8H227V9H232V7H233V5H234V2L232 1V0H225ZM241 1H242V3H241ZM261 0H256V1H254L253 3H257L258 2V4H255L256 5V7L255 8H257V6L259 7V9L260 10H263V11H261V12H258V11H260L259 9H257L258 11V14L260 13V15H259V17L257 18V16H258V14H257V12L255 11V16L252 14L251 16H250V18H251V20L249 21V24H250V22H251V32L254 30V31H260L259 32V34L262 32V31H264V27L262 28V27H260V28H262V29H257L258 28V26H264V19H261V16H263V18H264V15H261V14H264V9H262V8H260L261 7V5L264 7V5H263V0H262V4H261V2H260ZM56 2V3H55ZM80 2H82V3H80ZM137 2H140V1H137ZM207 2V3H206ZM216 2V3H218V4H216L217 5V7L216 6H214L215 4L214 3ZM232 2H233V5H232ZM78 3V4H77ZM90 3H91V5H90ZM165 3V5L167 4V2H164ZM184 3V4H183ZM198 3H200V4H198ZM203 3V4H202ZM214 4V5H211V4ZM223 4V5H220V4ZM231 5H230V4ZM236 3H238L237 4V6H239V8L241 7V8H246V5H244V1L243 0H236ZM241 3V4H240ZM55 4H56V6H55ZM58 4V5H57ZM75 4V5H74ZM79 4H80V6H79ZM183 4V5H182ZM202 4V5H201ZM207 4V5H206ZM87 7L88 5H89V9H91V11L89 12H87V10H88V8H85L86 9V11H84L85 9H84V7ZM101 5V4H100ZM162 6V8H163V11H166V10H168V9H166L167 7H168V5H166V6ZM180 5H182V6H180ZM197 5H198V7H197ZM209 5V6H208ZM221 7H220V6ZM231 6V8H230V6ZM241 5V6H240ZM60 6V7H59ZM119 7V5L116 3L115 4V7ZM204 8H203V7ZM224 6V7H223ZM243 6V7H242ZM245 6V7H244ZM248 6V5H247ZM55 7V8H54ZM164 7H166V8H164ZM186 7V8H185ZM190 7H191V5H190ZM209 8L208 10L206 9V8ZM211 7V8H210ZM214 7V8H213ZM216 7V8H215ZM57 8V9H56ZM63 8V9H62ZM191 8V9H192ZM198 8V9H197ZM202 8V9H201ZM212 8H213V10H212ZM222 9V10H224V11H226V9ZM238 8V10H240L241 11V8L239 9ZM166 9V10H165ZM197 9V10H196ZM204 9V10H203ZM216 9H218V10H216V15H214V13H215V10ZM253 9H254V7H253ZM24 10H26V11H24ZM29 9H28V7H26L25 5H22V9H20V11L18 12V14L17 15H15L14 16V18H13V26L15 27V30L18 32V35H19V37L20 38H22V40H21V42L22 43H26V44H31V45H33V49L35 50V52L37 53V55H38V52L37 51H39L40 49H39V44H38V42L39 43H41L40 45H45V47H42V50H43V53H49L50 52V49L49 48H51V43H50V40L49 39H47V38H40V36H39V34H37L38 36H35L36 34L35 33H39V31H31L30 32V28L32 27V25L30 24L31 23V21H30V11H28ZM56 10L59 12H56ZM79 10V11H78ZM101 10H105V8L104 7H102L101 8ZM187 12H186V11ZM55 11V12H54ZM62 11V12H61ZM182 11V12H181ZM198 11V12H197ZM205 11H207V12H205ZM218 11V12H217ZM209 12V13H208ZM211 12L213 13V15L211 14ZM87 13H89V14H87ZM107 13V12H106ZM167 13V12H166ZM182 13V14H181ZM204 13H205V15H204ZM66 14V15H65ZM180 14V15H179ZM184 14H185V16H184ZM187 14V15H186ZM22 15V16H21ZM23 15H25V16H23ZM26 15H27V17H26ZM166 15V14H165ZM208 15H210V17L208 16ZM20 16V17H19ZM64 17V19H63V17ZM188 16V17H187ZM203 16V17H202ZM212 16H214V17H212ZM252 16H254V17H252ZM144 19V17H143V15L142 16H139V18H140V20L139 19H137V18H135L134 20H136V22H138V23H136L135 24V22H134V26H136V28H137V30H139V32L140 31H142V32H140L141 33V36L143 35V38L145 37V35H146V37H148L147 36V31L145 32L144 30H146L147 28H145V25H143L142 23H141V20H142V18ZM161 17V16H160ZM185 17H187V19L185 18ZM204 17H206V18H204ZM209 17V18H208ZM26 18V19H25ZM105 18V19H104ZM182 18V19H181ZM185 18V19H184ZM189 18H191V19H189ZM200 18V19H199ZM203 18V19H202ZM210 18H212V19H210ZM258 19V22L259 21H263V25H261L260 23H258L256 20L254 21V19ZM261 20H260V19ZM23 19V20H22ZM57 19V20H56ZM66 19V20H65ZM102 19V20H101ZM161 19H162V17H161ZM198 19V20H197ZM210 19V20H209ZM252 19H253V21H254V23H253V21H252ZM21 22H20V21ZM26 20H27V22H26ZM103 20H104V22H103ZM107 20V17L106 16H104V15H102V17L100 18V19H98L96 22H95V24L97 25V26H95V28L97 27V29L100 31V35H99V33L97 34V36L99 37V43L101 44V47L102 48H104L105 49V47L107 46V41L106 40H103V38H101V37H104V39H105V32H106V30H107V28H108V21H106ZM163 21H162V25H163V23L165 22L166 23V25H165V23H164V27H167V17H164L163 19H162ZM166 20V21H165ZM171 20H173V18L171 19ZM171 20H169V22L171 21ZM199 20H201V21H199ZM224 20V18L222 19V21ZM22 21H24V22H22ZM30 21V22H29ZM57 21H59V22H57ZM64 21V22H63ZM75 21L74 22H72V24H75ZM101 21H102V23H101ZM140 21V22H139ZM184 21H186V22H184ZM195 23H194V22ZM17 22V23H16ZM86 22V23H85ZM106 22H107V24H106ZM181 22V23H180ZM188 22H192L191 24L189 23V25L191 26L190 27V30L188 31V29L186 30V27H184L185 25L186 26H188ZM209 22V23H208ZM224 22V21H223ZM228 22V21H227ZM226 22V25H227V27H225L226 28V31L224 32L225 34H224V45H225V47L227 48V50L225 49V52L227 51V54L224 52L223 54L221 53L220 55H219V57L220 56H222L223 55V57L224 56H228V57H230L231 56V49H229V51H228V48H230V46H231V48L232 47H234V45H235V47L237 46V47H240V46H242V44H240V42L242 41V39H241V41H240V39H239V41H237V45L236 44H234V43H236L235 42V40H234V33H233V30H232V28H230V24L229 23H227ZM257 22V23H256ZM20 23V24H19ZM29 23V24H28ZM56 23H58V24H56ZM85 23V24H84ZM101 23V24H100ZM194 23V24H193ZM254 25H253V24ZM17 24V25H16ZM28 24V25H27ZM63 24V25H62ZM107 26H105V25ZM138 24H139V26H138ZM140 24H141V27H140ZM170 24V23H169ZM205 24H208V25H205ZM229 24V25H228ZM255 24H257V26H255ZM20 25H22V26H20ZM29 25H31V26H29ZM86 25V26H85ZM201 25H204V27H205V32H206V30H207V36H206V34L203 36L202 35V33L200 34V32H202V28L200 27ZM224 25H225V23H224ZM24 26V27H23ZM51 26H52V24H51ZM59 26H60V28H59ZM63 26V27H62ZM142 26H143V28H142ZM170 26V25H169ZM193 26H194V28H193ZM198 26V27H197ZM207 26L209 27V28H207ZM252 26H253V28H252ZM53 27V26H52ZM106 27V30L105 29H102V28H105ZM196 27V28H195ZM199 27L202 29H199ZM211 27V28H210ZM256 28V30H255V28ZM20 28H22L21 30H20ZM63 28V29H62ZM142 28V30H140V29ZM188 28V27H187ZM229 28V29H228ZM59 29L61 30H63V31H59ZM84 29L86 30V31H84ZM89 29V30H88ZM101 29V30H100ZM181 29V30H180ZM194 29H196V30H194ZM232 30V32H231V30ZM19 30V31H18ZM83 30V31H82ZM186 30V31H185ZM197 30H201V31H197ZM21 31V32H20ZM22 31H23V33H22ZM124 31H126V30H124ZM184 31V32H183ZM196 31V32H195ZM252 32L251 33V35H249L248 37H250V38H248L249 39V41L251 42V43H249V42H247L246 41V43H249L248 45H252V43L253 42H255L256 44H253V46H251V47H253V48H251L250 46V49L249 50H247V52H248V54H251V53H253L254 54V56L252 55H248V56H246L244 59L246 60V61H244V65H241L240 67L238 66V64H237V60H235V61H233V67H232V69L235 71V74H236V76L237 77H235V75H232L233 74V70L231 69V71H233V72H231L230 73V75H232V76H230V77H232V79H231V82H232V80L234 81H236V79L237 80H240V83L241 84H245V86H244V88L246 89V91H247V93H248V95H249V93L251 92V94L249 95V97L247 98V101H245L243 104H239V102H240V100H238L237 98H236V96H232L231 94H230V98H229V96H228V98L226 97V100L224 99V101L222 100V99H220V95H217V93L219 92V88H217V87H219V85H221V83H222V80L221 79H223V77H222V74H223V70H224V68H223V70L221 71V65H222V59H223V57H221V58H219V59H217V61L216 62H218V64L216 63V65L214 66V67H218V68H213L214 70H213V72H214V74H212V82H213V84H212V82H211V85H209L210 83V79L208 78V80L206 79L207 77V72L206 71H203L204 69L203 68H205V65H204V67L202 66V64H204V62H202L201 60H203L202 58L203 57H200L201 59H200V61L202 62L201 63V65L198 63V69H197V71L199 72L200 70H202V71H200V74H204V72H205V75H203V76H201V78L203 79V77H204V81H205V79L207 80V81H202L203 82V84H201L202 85V87H203V91H204V94H203V98H204V100H206L205 102H204V106H202V109H203V111L204 110H206V112L204 111V114L206 113V115H208L207 114V112L209 113V115L211 114L212 116L211 117H213V115L215 116V114L217 115V119L215 118V117H213V119L210 117L209 118V120L207 121V123H208V125L206 126V127H208V129L210 128V129H212L211 131L210 130H208L207 129V133H206V136H205V138H204V150H206V152L208 151L207 150V148L209 149V151H210V153H209V155L211 154V157H213L212 155H213V151L215 152V151H217V147L219 146V144H221L222 142H224V140L223 139H221V138H223V137H221L222 135L224 136L225 135V138L226 137H228V136H230L231 137V141L233 142V145L232 144H230L229 146H230V150H227V151H230V152H232V153H230V152H227V155H226V158H225V162H226V164H227V161L230 163H228L229 164V166H231L232 168H231V170L229 169V174L228 175H230V172H232V176L230 175V176H228V178H227V181L226 182H228V183H226L227 184V193H228V196L227 197H225V200L223 201V203H222V205H221V207L219 206L218 208L222 211H219V209L218 210H216V211H219L218 213L219 214H217V212H216V216H217V221L216 220H214L213 221V225L215 226L216 224H218V230H219V232H218V237H219V239H221L222 241H223V243L225 242V243H227L228 241H227V239H228V237L230 236V232H232V229H233V227L234 226H236L237 228H239V234L237 235V237L235 238V243H236V245H237V247H238V250L244 255V256H246V258H247V260H249V258H250V260L249 261H251V258H253L252 259V264H264V193L261 191L264 187V181H263V178H261V180L260 179H258V178H260V177H264V171H263V169H264V156H263V159L261 160L260 158H262L261 156H259L260 154H259V152H258V146H256V145H258L259 143V137H260V134H262V136H263V132H264V129L262 128L263 126H264V123H262L263 125H260V123L263 121L264 122V114H262V113H264L263 112V107H264V103H262L264 100H263V98H264V96L262 97V95H264V51H262V52H260L261 51V49H262V47H263V45H264V40H263V36H264V32L262 33L263 34V36H262V34L261 35H259V34H257V32ZM55 32V33H54ZM58 32H59V34H58ZM88 32V33H87ZM144 32H145V34H144ZM191 33V35H190V33ZM194 32L196 33V34H200V38H196V37H199L198 35H196V34H194ZM20 33V34H19ZM32 33V34H31ZM62 33V34H61ZM139 33V34H140ZM257 34L256 36H255V34ZM34 34V35H33ZM61 34V35H60ZM87 34V35H86ZM101 34H102V36H101ZM166 34V35H167ZM193 34H194V36H193ZM59 36V39H58V36ZM64 35V36H63ZM176 35V36H175ZM178 35V36H177ZM187 35H189L190 37L192 36V37H195L196 39H197V43L195 44V38H190L189 36H187ZM258 35H259V37L260 38H262V40L261 41H259L260 40V38L258 37ZM68 36H69V38H68ZM184 36H187V38L186 37H184ZM51 37H52V35H51ZM189 37V38H188ZM205 38V39H203V38ZM258 39L257 41L255 40L256 38ZM39 38V39H38ZM62 38V39H61ZM68 38V39H67ZM176 38H178V39H181V40H179L178 41V39H176ZM226 38V39H225ZM241 38V37H240ZM247 38V37H246ZM244 39V42H245V40H248V39ZM28 39V40H27ZM42 39V40H41ZM47 39V40H46ZM52 39V38H51ZM67 39V40H66ZM89 39V40H88ZM101 39H102V41H101ZM188 39H189V41H191L190 39H192L193 41L192 42H194V43H192L193 45H194V48H193V45L191 44V43H189V41H188ZM199 39V40H198ZM208 39V40H207ZM230 39V40H229ZM251 39H252V41H251ZM44 40V41H43ZM71 40V41H70ZM174 40H175V42H174ZM188 41V42H184V41ZM203 40V41H202ZM232 40V41H231ZM35 41V42H34ZM40 41H42V42H44V44L42 43V42H40ZM47 42V44H46V42ZM62 41V42H61ZM65 41V42H64ZM69 41V42H68ZM205 41V42H204ZM231 41V42H230ZM234 41V42H233ZM259 41V42H258ZM29 42V43H28ZM89 42V43H88ZM169 42V43H168ZM180 42V43H179ZM182 42V43H181ZM184 42V43H183ZM230 42V43H229ZM239 42V43H238ZM50 43V44H49ZM63 43H65V45L63 44ZM103 43V44H102ZM145 43H146V41H145ZM176 43V44H175ZM35 44V45H34ZM71 46H70V45ZM105 44V46H103ZM167 44H168V46H167ZM179 46H178V45ZM183 44V45H182ZM187 44V45H186ZM188 44H190V45H188ZM203 44V45H202ZM227 44V45H226ZM37 45H38V47H37ZM46 45H47V47H46ZM68 45H69V47H68ZM88 45V47H85V46H87ZM181 45L182 46H184V45H186V47L184 48L183 47V49L186 51V53H187V51H190L191 50V52L189 53H185V51L182 49V47H181ZM259 47V49L258 48H256L257 46ZM259 45H261V46H259ZM34 46H35V48H34ZM173 46V47H172ZM178 46V47H177ZM191 48H190V47ZM67 47V49H65ZM92 49H91V48ZM168 47V48H167ZM188 47V48H187ZM236 47V48H237ZM46 50V51H48V52H46V51H44V49ZM48 48V49H47ZM84 48V49H83ZM89 48V49H88ZM172 48V49H171ZM255 48V49H254ZM88 49V50H87ZM180 49H182L181 51L184 53V55H185V57H182V55H183V53L180 51ZM187 49V50H186ZM253 49L255 50V52L253 51ZM257 49H258V51L260 52V53H258L257 54ZM33 50V51H34ZM42 50H41V52H42ZM63 50V51H62ZM171 50V51H170ZM179 50V51H178ZM194 50V51H193ZM68 51V52H67ZM192 51H193V53H192ZM200 51L202 52V49H200ZM250 51H251V53H250ZM34 52V53H35ZM90 54H89V53ZM170 53V55L168 56V53ZM175 52V53H174ZM178 54H177V53ZM181 52V53H180ZM35 53V54H36ZM73 53H74V51H73ZM173 53V54H172ZM229 53V54H228ZM261 53H262V55H261ZM180 54H181V56H180ZM190 54H191V57H190ZM202 54V53H201ZM44 55H47V54H44ZM90 56V57H88V56ZM174 55V56H173ZM183 55V56H184ZM258 55H261V57L259 56V58L257 59V57H258ZM49 56H51V57H49ZM71 56V55H70ZM69 56V57H70ZM84 56H86V57H84ZM176 56H180V57H176ZM188 56L190 57V58H188ZM203 56V55H202ZM257 56V57H256ZM262 56H263V59H262ZM226 57H224V58H226ZM48 58H50V61H49V59ZM51 58H52V60H51ZM85 58H89V62H87L86 61V59ZM178 58H181L180 60H178ZM184 58V59H183ZM187 58V59H186ZM252 58H253V60H252ZM261 58V60H259ZM84 59V60H83ZM171 59V60H170ZM46 60H48V61H45L44 62V64H50V67H47V65L45 66V65H43V63H42V65L41 64H38V66L36 65L35 67H34V77H35V81H34V83L32 84L31 82H29L28 84L25 82L24 84L25 85H23L24 86V90H23V88H22V91H24V93H27L28 92V94H30L31 93V95H32V92H34L35 93V95L33 94L32 96H28V98L30 99L31 98V100H32V102L34 103V104H32V108L33 109H35V110H33V111H37V112H34L33 113V111L32 110H29L28 109V107H27V105L25 106V105H23V104H26V102H25V97L24 98H22L23 99V104H22V99L21 98H19V96L16 98V96L17 95H15L14 93H13V87L11 88V89H7V93H6V95L4 96V95H2V94H0V95H2V96H4L3 98L4 99H6V102H5V100L2 98V96H0V104H2V105H0V111H3L4 113H5V108H7V114H8V112H9V114H10V116L12 117V119H13V121H14V123H16V125H17V127H16V130L17 129H19V131L17 130V141H19V142H21V144L24 142V141H26L29 137H31L30 139H28V140H31V141H36V143L37 142H39V143H37V144H35V145H33L34 143L33 142H31L30 144H29V147H31V149L33 150V149H35V150H29V147L28 146H26V147H24V146H15V145H18V144H20L19 142H13V144L11 143V145H10V143L8 142V136H7V134H5V132L3 133V134H5L4 136H5V140H4V143H5V146L4 147H1L0 146V149H1V151L3 150V151H6V153H9L8 155H7V157H8V159L10 160H6V159H4L3 157H1L0 156V159H2V160H0V161H2V165H1V162H0V184H1V186L2 187H0L1 189H0V201H1V204H0V208L2 209H0V264H26V262L29 260V259H31V262H36L37 261V263L38 264H49V263H52V264H54L53 263V261H54V256L52 255L53 253H51L52 251L49 249L48 251H49V253H47L46 251H47V249H48V247L46 246L47 244H49V242H50V239H49V236H51V235H56V232L54 231V228H52L53 227V225L54 224H58L59 222V224H61L62 225V223L63 222H65L64 224L65 225H67V227H69V228H61L60 226H59V230L61 231H63V232H61V233H64L65 232V234H67V230H71L72 231V234L74 235V236H76L75 237V239H76V241L77 242H82V240H84L83 242H82V245H84V247L85 246H87V247H89V236H88V234H87V232L85 231V229H82V228H79V229H76V228H78L77 226H75L74 224H66L67 223V219L65 218V220H64V217H62V215L60 216V218L62 219H59L58 217H59V214H57V213H55V217H53L52 215L49 217L48 215H47V212H45V210H46V206H47V201H48V190H49V192H50V187H51V183H52V181H53V176H52V174H53V172H52V170L54 171V167H55V161L54 160H56V156H55V153H54V148L52 149V146L50 145V142H49V140H47L48 138H47V136H43V137H40V135L42 136V133H43V135H45V133H44V131H45V129L44 128H42V123L41 122H43L44 124H48V123H50V121H52V120H54V121H56V123H58V126H59V130H60V132H61V138H62V134L64 133V132H66L65 130H66V128H65V130H63L64 129V127H65V116H64V114H65V108H64V103H61L62 101L60 100L61 98H58V103L56 104V101H57V97H55V98H53L51 101H53L52 103L50 102V104L46 101L47 100V97L45 96L46 95V91L45 90H43L45 87L43 86V85H40V83L38 82V78L40 77V76H45L46 74H49V73H51V75L49 74L48 76H52V74L53 73H55V68H53V66H54V64L55 63H53L54 62V60H55V57H54V55H52V54H50V55H48V57L46 58ZM187 60H189V62L187 61ZM254 61L255 60V62L253 63L252 61ZM259 60V61H258ZM263 60V61H262ZM52 61V62H51ZM95 61V62H94ZM168 63V61H169V64H167L166 62ZM181 61H183V62H181ZM192 61V62H191ZM247 61L248 62H251L252 64H249V65H247L248 63H247ZM256 61H258V62H256ZM48 62V63H47ZM67 62V63H66ZM178 62H180L179 64H178ZM186 62V63H185ZM65 63H66V65H65ZM165 63H166V65H165ZM175 63V64H174ZM192 63V64H191ZM245 63H247L246 65H245ZM257 63V64H256ZM262 63V64H261ZM97 64H99L97 67H95ZM184 64V65H183ZM221 64V65H220ZM53 65V66H52ZM168 65V66H167ZM181 67H180V66ZM188 65H189V67H188ZM218 65H220V67L218 66ZM254 66V68H252L253 66ZM255 65H257L258 66V69H257V67L255 66ZM263 67H262V66ZM41 66V67H40ZM43 66H45L47 69H49L50 70V72H48V70H46L43 74H42V72L46 69L45 67V69L43 68ZM64 66H66L65 68H64ZM89 66V67H88ZM178 66V67H177ZM191 66V67H190ZM236 66H238L239 67V69L238 68H236ZM244 66H246V68L244 67ZM249 66V67H248ZM259 66H260V69H259ZM37 67V68H36ZM201 67V68H200ZM251 67V68H250ZM40 68H42L41 70H40ZM51 68V69H50ZM95 68H97V70H98V68H100V73H97V71H96V69ZM167 68H168V70H167ZM169 68H171L172 69V71H171V69H169ZM179 68L181 69V70H179ZM193 68V69H192ZM221 68V69H220ZM236 68V69H235ZM248 68V69H247ZM262 68V69H261ZM53 69V70H52ZM190 69V70H189ZM245 70V69H247L248 71H244V72H246L245 74H249L248 72H250V74L249 75H247L248 76V78L246 77V75H244V73H242V71L243 70ZM252 69V70H251ZM257 69V70H256ZM51 70H52V72H51ZM92 70V71H91ZM183 70V71H182ZM258 70H261V71H259L258 72ZM263 70V71H262ZM39 71L41 72V73H39ZM94 71V72H93ZM171 71V72H170ZM179 71H181V74H180V72ZM238 71H239V73H238ZM254 71H255V74H256V76H255V74H254ZM46 72H48V73H46ZM93 72V73H92ZM212 72V73H213ZM216 72H218V73H216ZM238 73V75H237V73ZM251 72H253V74L251 73ZM261 72H262V74H261ZM39 73V74H38ZM95 73H96V75H95ZM165 74V75H162V74ZM260 74V75H258V74ZM40 74H42V75H40ZM64 74H62L61 73V75H63L64 76ZM91 74V75H90ZM171 74V75H170ZM183 74V75H182ZM190 74V75H189ZM216 74V75H215ZM221 74V75H220ZM240 74V75H239ZM93 75H95V78H94V80H93V78L92 79H90L91 77H94ZM100 77H99V76ZM175 75V76H174ZM252 75V76H251ZM257 75H258V78H257ZM72 78H71V77ZM96 76H97V79H96ZM163 76V77H162ZM171 78H170V77ZM189 76V77H188ZM234 76V77H233ZM239 76H243L242 77V79H241V77L239 78ZM262 76H263V78H262ZM79 77V78H78ZM133 77H135V75H134V73H132L131 74V77L130 78H127L125 81H126V86H128V83L129 84H131L130 83V81L129 80H133L132 81V84H133V82H134V78ZM162 77V78H161ZM178 77V78H177ZM180 77V78H179ZM216 77V78H215ZM219 77V78H218ZM249 77L250 78H254V82H255V86H253L252 84H254L253 83V80L252 79H249ZM70 78V79H69ZM132 78V79H131ZM164 78H166V79H164ZM169 78H170V80H169ZM183 78V79H182ZM243 78H245V79H243ZM37 79V80H36ZM156 79H155V82L156 83H158L157 81H156ZM159 79V80H158ZM257 79H259V80H257ZM262 79V80H261ZM91 80V81H90ZM93 80V81H92ZM119 79H117V80H115V78H113V81H114V83L116 82L117 83V87H119V86H123L122 85V83H121V81L119 80ZM127 80H128V83H127ZM162 80L164 81V82H162ZM219 80V81H218ZM87 81V82H86ZM118 81V82H117ZM178 81V82H177ZM185 81L187 82V83H185ZM234 81V82H235ZM250 82V85H248L249 84V82ZM154 82V87H155V83ZM169 82V83H168ZM175 84H174V83ZM183 82H184V84H183ZM201 82V83H202ZM206 82H208V85H207V83ZM215 82V83H214ZM244 82V83H243ZM247 82V83H246ZM33 85H31V84ZM116 83H115V85H116ZM121 83V84H120ZM205 83V84H204ZM217 83V84H216ZM220 83V84H219ZM233 83V82H232ZM256 83H263V84H260V85H256ZM30 84V85H29ZM131 84V85H132ZM161 84L158 86V85H156V89H158L160 86H161ZM180 84H183L182 86H183V88H182V86H180ZM248 86H247V85ZM27 85V86H26ZM131 85H129L130 87H122V89L125 91V92H128L130 95L132 94V90H130V89H132V87H131ZM171 85V86H170ZM205 85V86H204ZM212 85H213V87H212ZM215 85H216V87H215ZM261 85H262V88H261ZM22 86V87H23ZM32 86V87H31ZM161 86V87H162ZM208 86V87H207ZM260 86V87H259ZM36 87V88H35ZM115 87V86H114ZM116 87V89L115 90H117V91H121L122 92V89H121V87H119V88H117ZM205 87V88H204ZM210 87V88H209ZM211 87L212 88H214V89H212V91H210L211 90ZM87 89H88V87H86ZM127 88H129V89H127ZM209 88V92L213 95V96H211L210 97V99L209 100H207V98H208V96H207V94L205 93V91H208L207 89ZM251 88V89H250ZM253 88V89H252ZM256 88H260V92L258 91L259 89H256ZM27 89V90H26ZM86 89V91H88V92H86V94H88V95H86L85 97H87L86 98V100H88V102H89V104L90 105H87V108H86V110H85V108L83 109L85 112H87V110H90V109H88V106H92V104H93V101L92 100H94V95H92V97H93V99L91 100V96H90V94H93V91L92 90H87ZM119 89V90H118ZM162 89H164V88H162ZM168 88H166L165 90H167ZM174 89V88H173ZM178 89H179V91H178ZM205 89V90H204ZM218 89V90H217ZM248 89L250 90V91H248ZM254 89H256V90H254ZM263 89V90H262ZM30 90V91H29ZM39 90H41V92L39 91ZM128 90V91H127ZM182 90V91H181ZM261 90L263 91V93L261 94ZM10 91H12V93L10 92ZM27 91V92H26ZM131 91V92H130ZM184 91V92H183ZM213 91H214V93H215V91H216V95L213 93ZM218 91V92H217ZM256 91V92H255ZM10 92V93H9ZM37 92V93H36ZM92 92V93H91ZM182 92V93H181ZM258 92V93H257ZM188 93V92H187ZM260 93V94H259ZM38 94V95H37ZM219 94V93H218ZM257 96V94H259L257 97L255 96V95ZM15 95V96H14ZM26 96H27V94H25ZM42 95V96H41ZM184 97H183V96ZM90 96V97H89ZM218 96V97H217ZM5 97H7V98H5ZM9 97V98H8ZM34 97V98H33ZM40 97V98H39ZM233 97H235V98H233ZM254 97L257 99V98H259L260 97V99H261V97H262V99L261 100H259L260 102V104H263V107H262V105L260 106V104L258 105V99L256 100V99H254ZM17 100H15V99ZM180 98V97H179ZM250 98V99H249ZM1 99L2 100H4L3 102H1ZM10 101H9V100ZM20 99V100H19ZM36 99V100H35ZM55 99V100H54ZM89 99H90V101H89ZM115 100L117 99L118 100V98H117V95L115 96V98H114ZM133 99V101H134V98H132ZM181 99V98H180ZM217 99V100H216ZM233 99V100H232ZM15 100V101H14ZM18 100H19V103H18ZM38 100V101H37ZM41 100V101H40ZM116 100V101H117ZM179 100V99H178ZM221 100V101H220ZM235 100V101H234ZM237 100H238V103H237ZM248 100H249V103H248ZM55 101V102H54ZM61 101V102H60ZM179 101H181V100H179ZM209 101H211V102H209ZM17 102V103H16ZM42 102V103H41ZM49 104V107H48V104ZM87 101H86V103H88ZM91 102V103H90ZM208 102V103H207ZM220 102H221V104H220ZM223 102V103H222ZM250 102L252 103L251 104V109H253L255 106V108H256V111L253 109L252 111L254 112H251V109L249 110V106H250ZM3 103H5V106L7 105V107H4L3 108V106H4V104ZM37 103V104H36ZM218 103V104H217ZM228 103V104H227ZM233 103V104H232ZM245 103H248V105L247 104H245ZM256 103V104H255ZM18 104V105H17ZM36 104V105H35ZM44 106H43V105ZM54 104V105H53ZM55 104L57 105V106H55ZM201 104H203V103H201ZM206 104H208V106L206 105ZM210 104V105H209ZM212 104V105H211ZM217 104V105H216ZM220 104V105H219ZM223 104V105H222ZM236 104V105H235ZM245 104V105H244ZM255 104V105H254ZM21 105L22 106H24V107H21ZM177 105V110H179L180 109V104L178 103V104H176ZM175 105V106H176ZM180 105V106H179ZM219 105V106H218ZM254 105V106H253ZM258 105V106H257ZM34 106V107H33ZM51 106V107H50ZM86 106V105H85ZM174 106V107H175ZM209 107L210 106V110H208V108L206 109V108H204V107ZM222 106V107H221ZM247 106V108H245ZM2 107V108H1ZM11 107V108H10ZM18 107H19V109H18ZM20 107L21 108H25V107H27V108H25L26 110H24V109H20ZM40 108V110L38 109V108ZM41 107H46L45 109H43V108H41ZM173 107V108H174ZM227 107V108H226ZM259 107H262V108H259ZM15 108H16V110H15ZM117 108V107H116ZM260 109V110H258V109ZM37 109V110H36ZM42 109V110H41ZM48 109V110H47ZM50 109V110H49ZM215 109V110H214ZM225 109V110H224ZM231 109V110H230ZM233 109V110H232ZM248 111H247V110ZM262 109V110H261ZM44 110V111H43ZM47 110V111H46ZM213 112H212V111ZM220 110V111H219ZM234 111L235 113H234V115H235V118L233 119V121H231L232 119H231V117H233V116H231L232 115V113L230 114V112H228V114H227V112L226 111ZM246 110V111H245ZM15 111V112H14ZM19 111V112H18ZM26 111V112H25ZM39 111V112H38ZM84 111L80 114V117H81V115L83 116V118L84 119H82V122H84L85 124L87 123V125H88V123L90 122V118H89V111H88V114L86 115V113H84ZM211 111V112H210ZM225 111V112H224ZM249 111L251 112V113H249ZM262 111V112H261ZM2 112V113H3ZM29 112H31V113H29ZM43 112V113H42ZM242 112V113H241ZM245 112H246V115H244L245 114ZM2 113H0V115L3 117V115H4V113H3V115H2ZM22 113V114H21ZM39 113V114H38ZM40 113H42V114H40ZM213 113V114H212ZM215 113V114H214ZM219 113V114H218ZM224 113H225V115L227 114L228 115V117H226L225 118V115H224ZM239 113V114H238ZM256 113L258 114L257 115V118H256ZM6 114V113H5ZM26 114V115H25ZM38 114V116L41 118V119H43V120H41V122L39 121L40 120V118L38 117V116H35V115H37ZM178 114V113H177ZM237 114V115H236ZM242 114V115H241ZM251 114V115H250ZM262 114V115H261ZM13 115V116H12ZM22 115V116H21ZM41 115V116H40ZM208 115V116H209ZM248 115V116H247ZM249 115H250V117H249ZM1 116H0V120H1ZM16 116V117H15ZM20 116H21V118H20ZM24 116V117H23ZM85 116V117H84ZM171 116H173V115H171ZM171 116H168L167 117V119H170V117ZM177 116V117H176ZM175 117V119L173 118V117H171V119H170V121L173 119L174 121H176L175 122V124H174V122L173 121H171V122H173V123H171V122H167V123H169V124H167V127L169 128V132L167 131V134H168V136H169V138H167V140L170 142V143H172V144H174V142H175V136H176V131H177V127L175 126V125H178L179 124V121L181 120L182 121V118H181V116H180V118H179V115H176ZM220 116V117H219ZM237 116V117H236ZM241 116H243L242 118L244 119H247V120H245L246 122V126H247V124H248V126L247 127H251V129H253V131H252V138H251V141H250V143L252 142V144H249V145H251V148L249 147V150H247L248 149V147L247 148H244L243 149V151H242V149L240 150V152L242 151L243 152V154H241L240 152H239V148L238 147H236V145L237 144H239V141L237 142V140H239L238 139V122H236V121H239L240 119H241V121H243L244 122V120L241 118ZM251 116H253V117H251ZM258 116H261L262 117V119H261V117L258 119ZM15 117V118H14ZM28 119H27V118ZM43 117V118H42ZM46 117V118H45ZM87 117V118H86ZM218 117H219V119H218ZM223 117V118H222ZM230 117V118H229ZM240 117V118H239ZM248 117V118H247ZM38 118V119H37ZM49 118V119H48ZM82 118V117H81ZM179 118V119H178ZM225 118V119H224ZM238 118V119H237ZM252 118H253V122L251 121L252 120ZM86 119V120H85ZM210 119H212L213 120V122L210 120ZM219 120V122L217 121L216 122V120ZM222 119L224 120V122H227V123H222ZM227 119V120H226ZM228 119H230V120H228ZM256 119H258L259 121H256ZM25 120V121H24ZM28 122H27V121ZM37 120V121H36ZM45 120V121H44ZM48 122H47V121ZM22 121V122H21ZM25 123H24V122ZM62 121V122H61ZM261 121V122H260ZM31 122V123H30ZM45 122H47V123H45ZM229 122V123H228ZM233 122H235V123H233ZM256 122L258 123V122H260V123H258V127H260V128H258V127H256L257 126V124H256ZM24 123V124H23ZM30 123V124H29ZM41 125H40V124ZM219 123H222V125L221 124H219ZM233 123V124H232ZM2 123H1V121H0V126H2L1 125ZM172 124V125H171ZM227 124H228V128H227ZM230 124V125H229ZM232 124V125H231ZM253 124V125H252ZM23 127H22V126ZM26 125H28V126H30V128L28 127V126H26ZM36 125V126H35ZM62 125V126H61ZM86 125V126H87ZM211 125H213V126H211ZM214 125H215V127H214ZM223 125H225L224 127H222ZM38 126V127H37ZM40 126V127H39ZM172 127L171 129H170V127ZM212 128H211V127ZM233 126V127H232ZM33 127V128H32ZM176 127V128H175ZM213 127L215 128V129H213ZM217 127V128H216ZM228 129H226V128ZM22 128V129H21ZM40 129V131H39V129ZM221 128V129H220ZM226 130H224V129ZM1 129V128H0ZM37 129V130H36ZM84 129H86V128H84ZM84 129H82L83 131H84ZM231 129V130H230ZM255 129H258V131L256 130L255 131ZM21 130V131H20ZM32 130L33 131H36V134L34 133V132H32ZM176 130V131H175ZM220 130H222V131H220ZM26 131V132H25ZM28 131V132H27ZM38 131H39V133H38ZM175 131V132H174ZM223 131L226 133H223ZM231 131V132H230ZM260 131V132H259ZM262 131V132H261ZM25 132V133H24ZM86 132V131H85ZM210 132H212V137H211V139H207V136H209V134H211ZM215 134H214V133ZM217 132V133H216ZM228 132V133H227ZM34 133V139H32L33 138V134ZM84 133V132H83ZM82 133V134H83ZM88 133V132H87ZM219 133H220V139H221V141H220V139H218L217 137L219 136ZM234 135H233V134ZM29 134H31L30 136H29ZM40 134V135H39ZM65 134V133H64ZM64 134H63V136H64ZM173 134H174V136H173ZM218 134V135H217ZM25 135H26V137H25ZM28 135V136H27ZM39 135V137H37V136ZM171 135H172V137H171ZM22 136V137H21ZM81 136H83L82 138L83 139H85V136H87V134L85 135V133H84V135H81ZM236 136V137H235ZM44 137L46 138L45 140H47L49 143H45V141H44ZM167 137V136H166ZM215 137V138H214ZM234 137V138H233ZM264 137V136H263ZM21 139V141H20V139ZM35 138H37V139H35ZM82 138L80 139V140H82ZM87 138V137H86ZM171 138H173L172 140H171ZM39 139V140H38ZM42 139V140H41ZM92 139V138H91ZM113 140V142H116L115 144L117 145V147L119 146L120 147V144L118 143V141H117V139H116V137H114V138H112ZM116 139V140H115ZM206 139V140H205ZM216 141H215V140ZM236 139V140H235ZM173 140H174V142H173ZM208 140H211V142L212 143H210ZM213 140V141H212ZM219 140V141H218ZM257 141V144H256V141ZM23 141V142H22ZM207 141V142H206ZM236 141V142H235ZM254 141V142H253ZM7 142V143H6ZM215 142V143H214ZM217 142H219V143H217ZM44 143V144H43ZM91 144L90 145H92L93 144V142L91 141L90 142ZM214 143V144H213ZM231 143V142H230ZM254 143V144H253ZM263 143H264V141H263ZM9 144V145H8ZM20 144V145H21ZM38 144H41L42 146H41V148L39 147V145ZM48 144V145H47ZM80 144V143H79ZM78 144V146H79V148L77 147V149H75L76 148V146L73 148V156H72V162H70L69 163V168H68V166H67V168L69 169H67L66 168V174H64L63 176H62V180H63V182L66 180V184H64V186H62V189H64V190H62L61 189V194L64 196V193H66V195L65 196H68L69 197V193L70 194H75V196L78 198L79 196H81V194H85V195H88L89 194V196L87 197L88 199H87V202H91L92 203V201H95L94 202V204L95 203H97L96 201H98L99 199H98V197H96V198H92V197H95V195L97 196L98 194H102V192H103V197H104V199L106 200V198L105 197H107L108 198V200H110V201H112L113 203H115V202H117V201H115V200H119V196H117V195H119V190H120V179H119V177H118V173L117 172H115V171H117V169H118V167L117 168H115L117 165H111V164H109V163H112L113 161V163H115L116 161H115V157H116V155L115 154H117V152L119 151V148H117V147H115L114 145H113V149H115V150H110L111 152H109V151H107L106 153H105V160L102 162L103 163V165L104 166H102V163H101V166L102 167H104V168H102L101 167V169L102 170H100V168H98L99 169V173H97V171H98V169H94V167H96L95 165H96V162H94V159H93V157L92 156H94L95 155V151H94V149H90V151L91 152H89L90 153V155H91V153H93L92 155H91V159L89 158V155L87 154V152L89 151L88 149H89V147L91 148L92 146H94V145H92V146H88L87 148V150H86V147H85V149H81V147H80V145ZM208 144L209 145H212L211 147H212V149L211 148H209V146H208ZM38 145V146H37ZM63 145V144H62ZM207 145V146H206ZM215 145V146H214ZM253 145H255V147H254V150H251V151H254L253 153L254 154H256V155H253L252 154V152H248V151H250V149H253ZM11 146H13V147H11ZM33 146H35V148L33 147ZM207 148H206V147ZM221 146V145H220ZM237 146H239V145H237ZM20 147V148H19ZM43 147V148H42ZM51 147V148H50ZM231 147H232V149L233 150H231ZM5 150H4V149ZM23 148V150H21ZM27 148V149H26ZM48 148H50V150L48 149ZM66 148V147H65ZM92 148H94V147H92ZM117 148V149H116ZM175 149H176V147H174ZM206 148V149H205ZM214 148V149H213ZM234 148H236V150H238V152L236 151V150H234ZM8 149V150H7ZM12 149V150H11ZM19 149V150H18ZM24 149H26V150H24ZM37 149V150H36ZM40 149H42V150H40ZM216 149V150H215ZM220 149V148H219ZM22 152H21V151ZM45 150V151H44ZM50 152H49V151ZM109 150V149H108ZM0 151V152H1ZM28 151V152H27ZM30 151H31V153H30ZM37 151V153H35ZM41 151H42V153L44 154V155H42L41 154ZM81 151H83V152H81ZM112 151H114V154H113V152ZM212 151V152H211ZM234 151V152H233ZM26 152H27V154H26ZM86 152V153H85ZM18 153V154H17ZM20 153V154H19ZM76 153V154H75ZM77 153H78V155H77ZM110 153H112V154H110ZM240 153V154H239ZM249 154V156L247 155V154ZM0 154H3L2 152L0 153ZM23 154H25L26 155V157H25V155H23ZM37 154H40L39 155V157H38V155ZM46 154H48V155H46ZM85 154V155H84ZM110 156H109V155ZM239 154V155H238ZM20 155H22V156H20ZM50 155H53V156H50ZM81 155V156H80ZM244 155V156H243ZM246 155V156H245ZM3 156H5L4 154H3ZM42 156H45L44 158H43V160H42ZM86 156V157H85ZM108 156V157H107ZM111 156H112V158H111ZM113 156H115V157H113ZM229 156V157H228ZM241 156V158H239ZM254 157V158H252L251 159V157ZM11 157V158H10ZM13 157V158H12ZM30 157V158H29ZM53 157V158H52ZM77 157H78V159H77ZM88 157V158H87ZM210 156L208 157V158H211ZM214 157H216V155L214 154ZM214 157L212 158L214 161H215V159H214ZM234 157V158H233ZM244 157V158H243ZM245 157L247 158H249L248 159V161L249 160H251L249 163H250V165H252V166H250L247 162H245V161H247V159H245ZM20 158V159H19ZM110 158V159H109ZM256 158V159H255ZM4 159V160H3ZM19 159V160H18ZM22 159H24V160H22ZM40 159H41V164H40ZM80 159V160H79ZM85 159V160H84ZM86 159H87V161H86ZM109 159V160H108ZM212 159H211V161H209L210 162V166H209V170L211 169V170H215V168H214V161H212ZM226 159H229V160H226ZM15 160V161H14ZM21 160H22V162H21ZM26 160V161H25ZM37 160V161H36ZM54 162H53V161ZM89 160H92V162H89L88 163V161ZM110 160H113V161H110ZM239 160H241L240 162H238ZM253 160H255L254 162L256 163V164H254L255 166H259V165H262L263 167L261 168V166H259V169L261 168L262 170H258L257 169V167H255L252 163H253ZM260 160L262 161L261 162V164L260 163H258V162H260ZM5 161V162H4ZM11 161H13L12 163H10ZM19 161H20V163H19ZM45 161H46V163H45ZM54 163V164H52V162ZM79 161V162H78ZM9 162L10 164H11V166L12 167H14L15 165V167L13 168V169H17L16 171H21V172H19L20 174H21V180L22 181H20V183H19V186L15 189L14 188V175L13 174H19L18 172L17 173H14V171L15 170H12V168H11V166H9L10 164L7 163ZM24 162V163H23ZM39 162V163H38ZM45 163V164H43V163ZM48 162V163H47ZM242 162H244V163H242ZM14 163V164H13ZM51 163V164H50ZM88 163V164H87ZM90 163H91V165H90ZM95 163V164H94ZM212 163H213V165H212ZM24 166H22V165ZM82 164V165H81ZM94 164V165H93ZM116 164V163H115ZM225 164V163H224ZM225 164V167H223L224 169H226L225 170V174H227L228 173V165H226ZM244 164V165H243ZM245 164L247 165V167H249V168H245L246 166H245ZM17 165L19 166V168L17 167ZM21 165V166H20ZM40 167H39V166ZM48 167H47V166ZM89 165H90V167H89ZM107 166V168H106V166ZM110 165V166H109ZM243 165V166H242ZM4 166V167H3ZM46 166V167H45ZM52 166V167H51ZM75 166V167H74ZM79 166V167H78ZM92 166H94V167H92ZM114 166V167H113ZM1 167H2V169H1ZM10 167V168H9ZM23 167V168H22ZM43 167H45L44 169H45V171H43ZM112 167H113V170H112ZM250 167H252V168H256L257 170H252ZM9 168V169H8ZM53 168V169H52ZM72 168V169H71ZM74 168V169H73ZM111 168V170L115 173V174H113V172H111V170H109ZM214 168V169H213ZM230 168V167H229ZM21 169H23V170H21ZM71 169V170H70ZM88 169V170H87ZM92 169V170H91ZM107 169V170H106ZM49 170V171H48ZM72 170H73V176H72ZM91 170V171H90ZM96 170V171H95ZM15 171V172H16ZM23 171V172H22ZM28 171V172H27ZM70 172V173H67V172ZM92 171H95L94 172V174L96 173L98 176H99V174H101V172H102V176H105V177H103L104 178V180H103V178H102V176H100V177H98V176H95L94 174H92ZM105 171H106V173H105ZM243 171V172H242ZM251 171V172H250ZM259 171V172H258ZM262 171V172H261ZM3 172V173H2ZM9 172H11L10 174H9ZM13 172V173H12ZM45 173V176H44V173ZM212 172V171H211ZM227 172V173H226ZM242 172V173H241ZM245 172H246V174H245ZM253 172V173H252ZM116 173H117V176H116ZM208 173H210L209 171H208ZM213 173V172H212ZM242 175V177H244L245 176V178H242V180L240 179L241 178V175ZM256 173H258L257 174V176H256ZM261 173V174H260ZM5 174V175H4ZM23 174V175H22ZM70 174V175H69ZM75 174V175H74ZM107 176H106V175ZM211 174V173H210ZM238 174L240 175V176H238ZM1 175H4V176H1ZM13 175V176H12ZM25 175V176H24ZM249 175H254L253 177L255 178V179H253V177H251V176H249ZM259 175V176H258ZM16 176V175H15ZM27 176V177H26ZM41 178H40V177ZM67 176H68V178H67ZM248 176V177H247ZM4 177H6V178H4ZM24 177V178H23ZM26 177V178H25ZM71 177V178H70ZM73 177V178H72ZM79 177V178H78ZM97 177L98 178H101V179H97ZM110 177V178H109ZM117 177H118V179H117ZM231 177V178H230ZM239 177V178H238ZM258 177V178H257ZM38 178V179H37ZM66 178V179H65ZM72 179V180H70V179ZM107 178V179H106ZM238 178V179H237ZM251 178V179H250ZM257 178V179H256ZM23 179H25V180H23ZM36 179H37V181H36ZM69 179V180H68ZM80 179H82V180H80ZM90 179H91V181H90ZM249 179V180H248ZM3 180H5L4 182H3ZM100 180V181H99ZM102 180V181H101ZM108 180V181H107ZM118 180H119V182H118ZM239 180H241V181H239ZM253 180H254V182H253ZM256 180H258L259 182L261 181V183H259L258 181H256ZM7 181V182H6ZM30 181V182H29ZM35 181H36V183H35ZM39 181H41L40 182V184H39ZM68 181H71V182H68ZM88 181V182H87ZM98 181H99V183H98ZM107 183H106V182ZM230 181H232V182H230ZM102 182V184L100 185V183ZM245 182V183H244ZM247 182H248V184L250 183V186L247 184ZM253 182V183H252ZM65 183V182H64ZM69 183H72V184H69ZM119 185H118V184ZM230 183H232V184H230ZM256 185H255V184ZM259 183V184H258ZM263 183V184H262ZM8 185V186H3V185ZM24 184V185H23ZM28 184V185H27ZM38 184V185H37ZM44 184V185H43ZM72 187H70L69 185ZM244 184V186L242 187V185ZM254 186H252V185ZM63 185V184H62ZM66 185V186H65ZM108 185V186H107ZM111 185V186H110ZM245 185H247V191L245 190ZM24 186H27L26 188H28L27 189V191L25 190V187ZM34 186V187H33ZM38 186V187H37ZM44 186V187H43ZM68 186V187H67ZM101 186H102V188H101ZM103 186H104V188H103ZM107 186V188H108V191L109 192H111L112 193V190L113 191H115V193L113 192V194H111V193H109L108 191H107V188H105ZM111 188H110V187ZM119 186V187H118ZM24 187V188H23ZM39 187L41 188V189H39ZM64 187H67L66 189L67 190H65V188ZM70 187V188H69ZM117 187V188H116ZM236 188L237 190H238V195H241V193H242V195L241 196H239V197H241V199L243 200L245 197V200H244V204L245 203H247L246 205H248V211H249V213H247L246 211H244L243 210V205H240L234 198H233V194L231 193V189L232 188ZM256 187V188H255ZM262 187V188H261ZM3 188V189H2ZM98 188H101L102 190H99ZM116 188V189H115ZM231 188V189H230ZM234 188V189H235ZM8 189V190H7ZM70 189V190H69ZM104 189L108 192V194L106 193V192H104ZM111 189V190H110ZM233 189V190H234ZM252 189H254V191L252 190ZM261 191V193L259 194V190ZM33 191V194H32V192L31 191ZM68 190H69V192H68ZM96 190H98V191H100L99 193H98V191H96ZM257 190V191H256ZM10 191V192H9ZM28 191H30V193L28 192ZM85 191V192H84ZM118 191V192H117ZM246 191V192H245ZM250 191V192H249ZM264 191V190H263ZM26 192V193H25ZM29 194H28V193ZM38 192H39V194H38ZM63 192V193H62ZM87 192V193H86ZM92 192V193H91ZM239 192H241L240 194H239ZM248 192V194H246ZM43 193H45V194H43ZM250 193V194H249ZM252 193H254L255 195H253ZM257 193V194H256ZM6 194V195H5ZM34 194H36V195H34ZM41 194V196H37V195H40ZM61 194H59L60 196H62ZM107 194V195H106ZM245 194V195H244ZM31 195H33V196H31ZM105 195V196H104ZM110 195H111V197L113 196V198H109L110 197ZM247 195L250 197L251 196V199L249 198V197H247ZM5 196V197H4ZM30 198H29V197ZM34 196H35V199H34ZM44 196H46V197H44ZM48 196V197H47ZM92 196V197H91ZM114 196H115V198H117V199H115L114 198ZM2 197V198H1ZM39 197H41V198H39ZM253 197H256V199L254 198L253 199ZM5 198V199H4ZM28 198V199H27ZM165 198V199H164ZM227 198V199H226ZM248 198H249V200H248ZM261 201H259L258 199ZM30 199V200H29ZM33 199V200H32ZM89 199H91L90 201H88ZM98 199V200H97ZM162 200H163V202L164 203H166V197H162ZM246 200H248V201H246ZM256 200V201H255ZM6 201V202H5ZM27 201V202H26ZM34 201V202H33ZM193 201H194V199H193ZM250 201H253V202H250ZM14 202V203H13ZM33 202V203H32ZM249 202V203H248ZM257 202L258 204V206L256 205L255 206V203ZM8 203V204H7ZM25 203V204H24ZM27 203V204H26ZM37 203H38V205H37ZM251 203H254V205L253 204H251ZM24 204V205H23ZM31 204V205H30ZM14 205V206H13ZM22 205V206H21ZM224 205H226V206H224ZM251 205H253V206H251ZM4 206V207H3ZM19 206H21V207H19ZM24 206H26L25 207V209L23 208ZM239 206V207H238ZM242 208H241V207ZM31 207V208H30ZM32 207H33V209H32ZM36 207V208H35ZM240 208V209H239ZM27 209V210H26ZM40 209V210H39ZM101 210H99L98 208H96V210H98L99 212H100V214H104L103 212H104V209H102V208H100ZM223 209V210H222ZM21 210V211H20ZM30 210V211H29ZM31 210H33L32 212H33V214H32V212H31ZM243 210V211H242ZM28 211V212H27ZM153 212H154V209L152 210ZM106 212H108V211H106ZM113 212V211H112ZM115 212V211H114ZM241 212V213H240ZM24 213L27 215H25V217H23L24 216ZM31 213V214H30ZM35 213V214H34ZM236 213V214H235ZM243 213V214H242ZM245 213H246V215H245ZM36 214H37V216H36ZM32 216V220L30 221V219H31V216ZM233 216V217H232ZM244 216V217H243ZM24 218H25V220H24ZM37 218V219H36ZM220 220H219V219ZM238 218V219H237ZM246 218V219H245ZM26 219H28V220H26ZM234 220H235V222H234ZM247 220V221H246ZM242 221V222H241ZM246 221V222H245ZM217 222V223H216ZM244 222V223H243ZM24 223V224H23ZM35 224V225H34ZM233 224V225H232ZM243 224V225H242ZM23 225H25V226H23ZM62 226H64V225H62ZM245 226V227H244ZM247 226V227H246ZM23 227V228H22ZM61 228V229H60ZM262 228V229H261ZM45 230V232H46V238H45V242L43 241V239H42V232ZM79 230V232H76V231H78ZM82 230V231H81ZM245 230V231H244ZM248 230V231H247ZM256 230V231H255ZM82 233H83V236H84V234L86 235V236H81L82 235ZM243 233V234H242ZM229 234V235H228ZM242 234V235H241ZM40 235V236H39ZM77 235H79L78 237H77ZM246 235H247V237H246ZM20 236V237H19ZM240 236V237H239ZM83 239H82V238ZM86 240H85V239ZM88 238V239H87ZM241 238V239H240ZM19 239V240H18ZM42 239V240H41ZM82 239V240H81ZM225 240V241H224ZM241 240V241H240ZM85 241H86V243H85ZM95 241V240H94ZM40 243V244H39ZM43 243H44V246H43ZM80 243H79V245H80ZM92 243H93V241H92ZM224 243V244H225ZM239 243V244H238ZM241 243V244H240ZM43 246V247H42ZM91 246V245H90ZM244 246V247H243ZM45 247V248H44ZM80 247H81V245H80ZM83 247V246H82ZM42 248H44V250L42 249ZM104 249H106V248H104ZM103 249V250H104ZM46 250V251H45ZM253 250V251H252ZM42 251H43V253H42ZM15 252V253H14ZM46 252V253H45ZM255 252V253H254ZM40 253V254H39ZM254 253V254H253ZM37 254V255H36ZM43 254V255H42ZM46 254V255H45ZM28 255V256H27ZM254 257H253V256ZM51 256V257H50ZM248 256H249V258H248ZM251 256V257H250ZM50 257V258H53V259H50L49 258V260H53V261H51V262H49V260H48V258ZM255 257H257V258H255ZM40 258V259H39ZM120 258H118V260H119ZM23 260H25V261H23ZM38 260H39V262H38ZM44 260H46V261H44ZM255 260V261H254ZM259 260V261H258ZM22 261H23V263H22ZM41 261V262H40ZM257 261V262H256ZM10 262V263H9ZM45 262V263H44ZM255 262V263H254Z\"/></svg>",
    "mask_w": 264,
    "mask_h": 264
}]
</instances>
